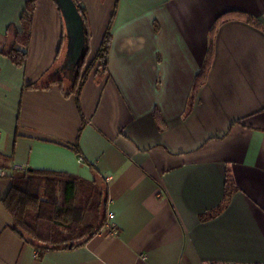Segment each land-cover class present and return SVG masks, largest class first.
<instances>
[{"label":"crops","instance_id":"0c3cea01","mask_svg":"<svg viewBox=\"0 0 264 264\" xmlns=\"http://www.w3.org/2000/svg\"><path fill=\"white\" fill-rule=\"evenodd\" d=\"M26 1L0 0V49ZM115 1L81 0L91 57ZM229 10L264 19V0H119L108 71L85 82L83 118L64 18L54 0H37L27 62L0 53V154L23 169L88 179L95 168L114 217L86 244L38 259L0 203V264H264L263 29L232 18L220 25L208 78L186 113L208 30ZM228 172L235 189L222 204Z\"/></svg>","mask_w":264,"mask_h":264},{"label":"trees","instance_id":"16d2710c","mask_svg":"<svg viewBox=\"0 0 264 264\" xmlns=\"http://www.w3.org/2000/svg\"><path fill=\"white\" fill-rule=\"evenodd\" d=\"M83 17L85 48L81 59L75 66L72 88L78 87L76 103L81 113L80 93L93 71H108L109 50L112 43V23L118 8L116 1L96 54L89 60L91 51L92 28L86 7L81 0H74ZM57 10L62 15L59 4L54 0ZM37 0H27L20 25L10 23L5 31V42L0 53L17 65L27 62L32 40L33 19ZM63 18V16H62ZM241 19L264 30V19L243 10H229L220 14L209 31L208 48L203 64L197 72L186 113H189L196 102L198 91L205 83L215 54V37L222 23L230 19ZM65 24V23H64ZM64 36V34H63ZM63 38V37H62ZM64 78H53L49 84L63 83ZM26 84L27 88H47L50 85ZM82 117L84 115L81 113ZM153 116L162 125L163 118L159 108H155ZM79 134L77 135L78 138ZM74 150L80 154L77 141ZM13 163L0 154V166L11 167ZM94 178L88 179L77 174L45 168H31L24 171L15 170L7 176L9 182L5 190H0V203L12 217L11 227L18 235L36 251V257L55 250L80 247L106 224L109 202L108 185L93 168ZM1 178V177H0ZM226 198L235 189V180L231 172L227 173ZM219 209L222 205L218 206ZM92 212L91 221H87Z\"/></svg>","mask_w":264,"mask_h":264},{"label":"water","instance_id":"95a60500","mask_svg":"<svg viewBox=\"0 0 264 264\" xmlns=\"http://www.w3.org/2000/svg\"><path fill=\"white\" fill-rule=\"evenodd\" d=\"M65 21L69 38L68 54L75 66L81 59L85 48V34L83 17L74 0H56ZM31 169V167H29Z\"/></svg>","mask_w":264,"mask_h":264},{"label":"built area","instance_id":"2783aa9c","mask_svg":"<svg viewBox=\"0 0 264 264\" xmlns=\"http://www.w3.org/2000/svg\"><path fill=\"white\" fill-rule=\"evenodd\" d=\"M21 170L23 167L20 164L13 163L11 167L0 166V177L7 176L15 170ZM112 213V212H111ZM111 217H114L113 213L110 214Z\"/></svg>","mask_w":264,"mask_h":264},{"label":"rangeland","instance_id":"374dc122","mask_svg":"<svg viewBox=\"0 0 264 264\" xmlns=\"http://www.w3.org/2000/svg\"><path fill=\"white\" fill-rule=\"evenodd\" d=\"M116 1H117V0H116ZM116 1H115V3H116ZM118 4H119V2H118ZM113 12H114V10H113ZM113 12H112V13H113ZM115 13H116V12H115ZM101 40H102V39H101ZM89 58H90L89 60H91L92 57L90 56ZM65 87H66V88L71 87V83H70L69 81H66V82H65ZM24 170H25V169H21V171H24ZM19 171H20V170H19ZM112 213H113V212H112ZM112 213H111V211H109V210L107 209L108 220H110V218H111V219L113 218V217L110 216V214H112ZM89 214L91 215L92 212H89ZM113 214H114V213H113Z\"/></svg>","mask_w":264,"mask_h":264}]
</instances>
